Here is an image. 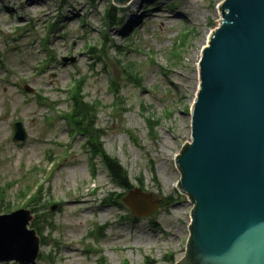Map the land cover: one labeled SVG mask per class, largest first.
<instances>
[{
    "label": "rangeland",
    "instance_id": "obj_1",
    "mask_svg": "<svg viewBox=\"0 0 264 264\" xmlns=\"http://www.w3.org/2000/svg\"><path fill=\"white\" fill-rule=\"evenodd\" d=\"M221 2L142 0L131 11L113 0H0V214L34 210L28 227L44 243L35 261L0 264L184 256L193 204L177 189L175 159L191 140L201 44L220 24ZM79 97L97 105L104 151L126 170L129 191L159 201L150 217L130 214L129 191L68 119ZM16 122L23 142L12 140Z\"/></svg>",
    "mask_w": 264,
    "mask_h": 264
},
{
    "label": "water",
    "instance_id": "obj_2",
    "mask_svg": "<svg viewBox=\"0 0 264 264\" xmlns=\"http://www.w3.org/2000/svg\"><path fill=\"white\" fill-rule=\"evenodd\" d=\"M219 11L198 63L191 140L175 159L177 189L193 204L185 254L175 264H264V0H222ZM26 136L15 123L13 141ZM122 201L135 217L159 205L140 189ZM31 220L23 209L0 215V263L36 260Z\"/></svg>",
    "mask_w": 264,
    "mask_h": 264
},
{
    "label": "trees",
    "instance_id": "obj_3",
    "mask_svg": "<svg viewBox=\"0 0 264 264\" xmlns=\"http://www.w3.org/2000/svg\"><path fill=\"white\" fill-rule=\"evenodd\" d=\"M113 11V6L111 8ZM106 19L109 22H112L113 15L112 11L106 14ZM133 73L132 70H129ZM76 98V97H74ZM73 108L68 119L75 122V130L79 134H86V144L87 150L94 158H99L103 167L108 171V176L115 185L116 188H120L122 191H129L134 188L124 167L120 162L110 157L103 148V143L101 142L102 137L104 136L103 131L96 126V104L88 103L84 100L83 97L78 99H73ZM85 124V126H84ZM141 185V184H140ZM118 206L120 205L117 204ZM122 206V205H121ZM35 211L33 210V213ZM36 214V212L34 213ZM41 235V234H40ZM42 236V235H41ZM43 238V236L41 237ZM42 244H44L42 242Z\"/></svg>",
    "mask_w": 264,
    "mask_h": 264
},
{
    "label": "bare ground",
    "instance_id": "obj_4",
    "mask_svg": "<svg viewBox=\"0 0 264 264\" xmlns=\"http://www.w3.org/2000/svg\"><path fill=\"white\" fill-rule=\"evenodd\" d=\"M141 1L142 0H132L126 7H129V8H131V11H133L134 9L136 10V8L138 7V5L141 3ZM219 12V14H220V11H219V8H218V10H217V13ZM135 13V12H134ZM136 14V13H135ZM221 17V16H220ZM132 22V20H129V22ZM220 21V19L218 18V23H220L219 22ZM210 34H211V32H207L206 34H205V41L204 42H202V44H201V47L202 46H205L206 45V43L208 42V39H209V37H210ZM198 77H199V75H198Z\"/></svg>",
    "mask_w": 264,
    "mask_h": 264
}]
</instances>
